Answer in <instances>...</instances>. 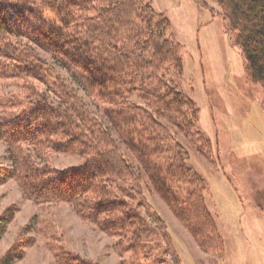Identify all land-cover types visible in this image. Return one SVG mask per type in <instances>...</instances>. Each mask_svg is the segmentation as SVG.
Returning a JSON list of instances; mask_svg holds the SVG:
<instances>
[{
  "label": "trees",
  "instance_id": "16d2710c",
  "mask_svg": "<svg viewBox=\"0 0 264 264\" xmlns=\"http://www.w3.org/2000/svg\"><path fill=\"white\" fill-rule=\"evenodd\" d=\"M210 1L244 58L246 77L264 90V0ZM169 30L168 19L145 0H0V78L22 82L19 97L7 105L10 113L0 111V142L9 161L0 167V186L13 181L26 200L44 208L67 205L81 222L114 239L121 264L180 262L143 186L201 251L224 254L206 207L207 183L187 166L188 152L161 123L212 161L196 104L169 83L182 74L183 50L166 36ZM33 44L69 71L96 111ZM35 82L51 84L56 99ZM56 154L82 162L57 169ZM16 211L5 209L0 234ZM30 244L21 240L0 264L20 260V248ZM56 257L58 264H91L70 253Z\"/></svg>",
  "mask_w": 264,
  "mask_h": 264
},
{
  "label": "rangeland",
  "instance_id": "374dc122",
  "mask_svg": "<svg viewBox=\"0 0 264 264\" xmlns=\"http://www.w3.org/2000/svg\"><path fill=\"white\" fill-rule=\"evenodd\" d=\"M145 1L168 19L170 30L166 36L183 48L182 74L169 77V83L196 104L197 127L210 141L212 161L198 154L167 121L161 123L188 152L187 166L207 183L206 207L223 239V256L201 251L154 192L143 186V194L165 221L179 264H264L263 87L246 77L244 58L231 42L216 3ZM32 46L42 59L54 64L44 51ZM3 64L8 70L14 67ZM54 65L96 111L69 71ZM34 85L56 99L51 84ZM20 86L22 82L17 77L0 78L1 114L10 113L12 109H6L7 105L19 97ZM81 162L76 156L56 154L52 164L65 169ZM8 166L6 146L0 142V167ZM9 207L17 211L0 234V263L12 247L25 239L31 244L20 248L22 258L13 264H58L57 253H70L91 264H121L114 239L81 222L67 205H35L22 196L15 182L8 181L0 186V217Z\"/></svg>",
  "mask_w": 264,
  "mask_h": 264
}]
</instances>
